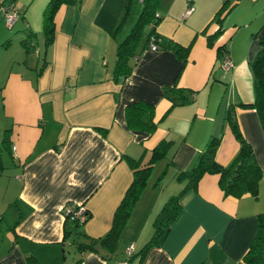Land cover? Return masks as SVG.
<instances>
[{"label":"crops","instance_id":"1","mask_svg":"<svg viewBox=\"0 0 264 264\" xmlns=\"http://www.w3.org/2000/svg\"><path fill=\"white\" fill-rule=\"evenodd\" d=\"M47 1L0 0L19 12L11 27L0 16V95L10 129L0 172V264H28V257L38 264H245L257 215L264 213V131L254 109L238 106L239 127L262 169L258 197L225 196L218 175L205 174L181 198L162 245L143 257L138 252L152 234L156 213L183 186L175 172L191 166L207 139L222 132L220 164L238 150L224 116L230 105L254 100L248 62L264 36V0H231L212 46L207 35L219 27L215 14L224 0H159L160 44L189 45L186 61L169 48H143L142 40L123 81L111 76L116 47L135 23L142 0L61 5L52 42L41 59H33L29 53L39 54L38 48L30 42L26 52L22 40L42 33ZM221 45L226 52L218 58ZM225 54L233 64L227 70L221 67ZM173 85L194 91L193 101L172 106L163 89ZM139 100L154 106L152 134L127 126L125 107ZM161 140L172 142L159 159L165 160L161 175L150 186L146 182L115 251L78 250L73 235L64 237L69 224L62 208L79 203L88 211L79 240L103 236L133 179L127 157L145 151L146 163Z\"/></svg>","mask_w":264,"mask_h":264},{"label":"trees","instance_id":"2","mask_svg":"<svg viewBox=\"0 0 264 264\" xmlns=\"http://www.w3.org/2000/svg\"><path fill=\"white\" fill-rule=\"evenodd\" d=\"M159 0H142L140 13L125 37L117 44L116 59L114 62L111 76L115 81H123L131 72L132 65L130 61L138 58L137 48L142 41L141 30L145 25H150L148 32L143 41V48L149 47L154 43L156 48L172 49L178 58L184 63L187 58L189 45L184 47L166 42L160 44V36L155 32V25L159 18L155 17L156 5ZM80 0H48L42 12V34L44 45L48 46L52 40L55 30L54 16L61 5H70L79 3ZM231 0H224L221 7L215 14V19L219 27L213 34L207 35V43L212 46L214 40L222 32L221 22L222 15L230 7ZM129 8V3L126 6ZM122 19L124 22L128 10ZM121 25V24H120ZM35 35V34H32ZM261 47L254 57L248 62L253 81L254 100L249 103L238 102L236 105L229 106L225 116L224 125L228 126L238 142V150L231 160L223 165L216 160V152L222 140V132L210 136L204 144L201 151L196 155L191 166L184 170H177L174 179L182 182L183 186L178 193L169 196L163 203L159 211L153 218V231L148 241L141 247L139 254L141 257L154 246L162 245L167 236L172 221L176 218L181 210V198L190 191L196 190L200 179L205 174L218 175V187L225 196L235 198L249 193L254 198L258 197L259 182L262 177V169L256 159L251 144L244 138L238 124L235 114V107L254 109L258 115L262 131H264V36L259 38ZM30 40L24 39L22 43L26 52L30 51ZM225 46L221 45L216 48L217 57L221 58L224 54ZM164 96L172 102V106L191 103L194 99V91L177 87L176 85L167 86L163 89ZM154 106L146 101L139 100L127 104L125 107V118L127 126L133 130L144 131L152 134L156 129V123L153 120ZM10 129H6L0 144V172L4 169L2 163V152L7 148L9 141ZM172 146L171 141L161 140L151 149L149 159L143 163L145 151L139 158L127 157V162L133 172V179L125 192V195L113 214L112 225L110 229L99 238L87 237V242L79 240V230L83 224L76 219L70 220L65 217V223L69 228H65L64 237L73 235L72 242L80 251H97L103 249L108 253L115 251L121 231L128 220L132 207L136 203L141 191L146 185L153 164L161 158L167 156ZM165 173V172H164ZM87 213V220L89 213ZM245 264H264V213L257 215V225L254 236L249 244L247 251L243 256ZM28 264H38L35 258L28 257Z\"/></svg>","mask_w":264,"mask_h":264},{"label":"built area","instance_id":"3","mask_svg":"<svg viewBox=\"0 0 264 264\" xmlns=\"http://www.w3.org/2000/svg\"><path fill=\"white\" fill-rule=\"evenodd\" d=\"M191 8L186 10V13H189ZM19 15L18 10L12 4L5 5L0 2V16L4 18L5 24L8 27H11L16 21ZM155 17L159 18V15L156 13ZM150 49H156V45L154 43H150ZM233 66L231 59L225 54L221 60V67L225 70L230 69ZM62 212L64 217H68L70 220L76 219L80 224H84L87 221V213L86 209L82 204L79 203H71L67 204L62 208ZM128 251H131V246Z\"/></svg>","mask_w":264,"mask_h":264},{"label":"rangeland","instance_id":"4","mask_svg":"<svg viewBox=\"0 0 264 264\" xmlns=\"http://www.w3.org/2000/svg\"><path fill=\"white\" fill-rule=\"evenodd\" d=\"M2 20H3V22H5L3 17H2ZM148 29H149V27L147 25H145L142 28V30H141V38H142V40L145 39V35L147 34ZM13 32H17L15 28L13 29ZM30 39H31V43H32V45L34 47L33 49H36V47H37L38 50H39V54H37L33 50V52H30L29 55L33 59H35V58L37 59V56L39 55L38 59H41L43 57V53H44V50H45L43 34L40 32L37 35L35 34V36L30 37ZM7 127H8V125L4 122V118H3V115H2V104H1V95H0V142H1V139L3 138V136H4V132H5ZM3 156H4V162L6 163L8 157H7L6 154H3ZM164 164H165V160L164 159L161 160V161H159V160L156 161L155 166L152 169L151 174H150V176L148 178V181H147V185L148 186L152 185L153 182L155 181V179H157V176L161 175V171H162V169L164 167Z\"/></svg>","mask_w":264,"mask_h":264}]
</instances>
